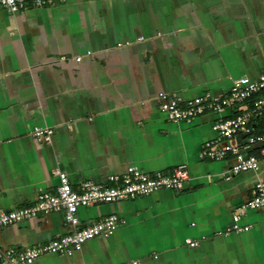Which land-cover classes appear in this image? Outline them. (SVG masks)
Listing matches in <instances>:
<instances>
[{
	"label": "crops",
	"instance_id": "0c3cea01",
	"mask_svg": "<svg viewBox=\"0 0 264 264\" xmlns=\"http://www.w3.org/2000/svg\"><path fill=\"white\" fill-rule=\"evenodd\" d=\"M77 57H81L78 59ZM264 70V0H51L12 12L0 6V211L35 203L60 184L103 182L130 165L172 173L181 188L80 207L83 224L116 213L125 222L72 254L31 264H264V207H238L264 179L259 168L230 175L235 162L202 159L225 113L171 121L162 95L227 92L234 79ZM53 126L50 141L33 135ZM256 131H262L260 123ZM244 142V137H237ZM234 142V141H233ZM61 211L5 225L0 251L71 232ZM187 239L198 241L191 245Z\"/></svg>",
	"mask_w": 264,
	"mask_h": 264
},
{
	"label": "built area",
	"instance_id": "2783aa9c",
	"mask_svg": "<svg viewBox=\"0 0 264 264\" xmlns=\"http://www.w3.org/2000/svg\"><path fill=\"white\" fill-rule=\"evenodd\" d=\"M47 1L51 0H0V6L17 12L30 4L41 6ZM245 102H248V105L241 112L220 117L213 123L212 128L218 136L208 140L199 153L200 158L211 160H222L233 155L235 162L230 168V175H234L259 168V159L253 153L252 147L261 145L264 151V70L256 79L249 76L234 79L230 89L222 94L207 92L192 98L164 94L161 108L171 121L191 122L207 111L225 113L228 109H238ZM258 123L262 126V131L259 132L256 131ZM54 131L53 126L36 125L33 135L39 141H50ZM240 136L244 137V142L235 141ZM57 173L60 184L54 192L41 193L32 205L0 211V229L10 223L36 217L42 212L61 211L65 222L71 225L73 230L45 243L23 249L10 247L0 251V264H31L41 255L50 252L72 254L74 250L80 249L86 240L98 235H108L120 223L125 222L118 214L110 213L97 221L83 224L78 214L80 207L131 199L161 188H181L188 178L184 166L177 167L172 173H149L137 165H130L123 173L111 174L103 182L86 179L74 186L67 173ZM259 207H264L262 177L255 181L252 196L234 212L233 223L226 232L248 229L249 225L239 224L241 210ZM187 241L191 245L198 244V241Z\"/></svg>",
	"mask_w": 264,
	"mask_h": 264
}]
</instances>
